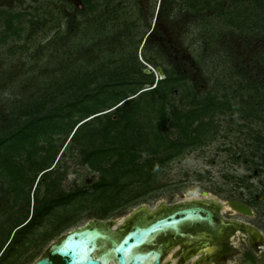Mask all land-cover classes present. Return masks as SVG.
I'll return each mask as SVG.
<instances>
[{"label": "trees", "instance_id": "trees-1", "mask_svg": "<svg viewBox=\"0 0 264 264\" xmlns=\"http://www.w3.org/2000/svg\"><path fill=\"white\" fill-rule=\"evenodd\" d=\"M99 1L79 0L77 12L100 20L121 6L112 0ZM211 1L185 0L197 10ZM168 3L164 0L163 6ZM252 3L227 12L221 10L222 4L217 16L241 33L264 34V0ZM0 18L5 26L0 46L13 37L21 39L27 29L23 14L0 9ZM28 22L34 23L32 17ZM155 32L159 34V29ZM178 59L170 69L162 68V78H156L154 71L146 72V65L138 60L133 64L122 60L111 67L107 63L79 67L66 79L61 77L63 81L48 83L39 97L0 112L1 189L13 197L11 208L21 201L28 206L25 216L20 207L1 221L5 235L15 230L8 244H15V250L8 252L7 247L0 260L19 251L27 240H36L38 236L32 235L47 222L53 234L85 212L109 219L155 199L167 186L161 176L169 164L217 137V116L229 115L231 121L241 117L245 123L239 126L247 128L246 135L253 122L264 124V50L256 66L247 70L251 78L237 72L241 76L226 78L221 90L220 86L203 89L204 83L194 78L195 67L182 56ZM243 64L245 68L247 63ZM253 136L259 143L251 157L258 156L264 141L261 135ZM232 156L239 159L238 152ZM70 159L97 179L90 184L74 181L66 188ZM2 200L6 209L11 200ZM6 225H10L7 231Z\"/></svg>", "mask_w": 264, "mask_h": 264}, {"label": "rangeland", "instance_id": "rangeland-1", "mask_svg": "<svg viewBox=\"0 0 264 264\" xmlns=\"http://www.w3.org/2000/svg\"><path fill=\"white\" fill-rule=\"evenodd\" d=\"M112 1L120 3L119 9L110 17L103 16L96 21L94 14L77 12L78 0H0V9L21 12L27 21V29L21 34V39L13 37L6 45L0 46V112L10 110L21 100L39 97L48 83L63 81L61 77H68L79 67L103 63L111 67L122 60L131 64L138 60L146 65V69L154 71L156 78H162L164 74L157 68L170 69L182 56L195 67L194 78L204 83L203 89L220 86L221 90L226 78L241 76L237 72L251 78L247 70L249 66H256L264 50L263 33H241L217 16V9L222 8V4L224 9L221 10L227 12L236 6L253 5L252 0H212L202 10L192 8L185 0H167V6H163L164 0ZM103 2L99 1L100 4ZM257 12L260 13L259 10ZM31 17L34 23L28 22ZM4 28V21L0 18V34ZM156 28L159 34L155 32ZM146 57L152 58L157 66L147 62ZM243 62L247 63L245 68ZM242 123L245 120L241 117L231 121L229 115L217 116V137L202 148L193 150L186 158L170 163L161 176V182L167 186L155 199L109 219H98L85 212L77 222L53 234L52 226L47 222L32 235L38 236L36 240H27L24 247L14 251L9 258L0 260V264H9L10 261L11 264H34L48 256L52 245L70 231L92 224L108 226L119 237L124 229L147 218V212L137 210L140 207L167 212L172 207L219 202L222 204L220 215L224 219V216L234 217L229 215L228 209L231 208L227 200L239 199L255 211L253 217L244 216V219L259 226L264 233V158L261 156L264 154V141L259 145L258 156L251 157V151H255L259 143L253 135L264 138V124L262 121L253 122L249 136L246 135L247 128L239 126ZM57 143L60 144L61 140ZM234 152L239 153L238 160L233 158ZM67 166L66 188L74 181L90 184L97 179L93 172L75 164L73 159ZM7 198L11 202L4 209L2 199ZM13 203V197L4 195L0 185V224L8 212H18L20 207L21 213L27 214L25 202L11 208ZM9 226L6 225V231ZM189 228L191 230L193 226L188 227L187 232H190ZM9 230L6 235L0 230V257L14 235L15 230L11 236ZM45 230L47 234L41 236ZM171 236L168 232L161 233L155 239L167 242ZM107 246L102 242L99 247L105 250ZM240 246L246 248L243 244ZM176 249L178 247L172 246L165 251L162 264L176 263ZM12 250H15V244L9 245L8 252ZM199 255L186 264H192ZM229 264H264V248L251 261L240 254Z\"/></svg>", "mask_w": 264, "mask_h": 264}, {"label": "water", "instance_id": "water-1", "mask_svg": "<svg viewBox=\"0 0 264 264\" xmlns=\"http://www.w3.org/2000/svg\"><path fill=\"white\" fill-rule=\"evenodd\" d=\"M157 71L163 74L161 67ZM146 72H150L146 69ZM207 195V192H204ZM227 205L232 209L247 215H252L253 210L250 206L236 199L227 200ZM138 211L147 212V218L135 222L131 227L124 229L118 237L108 226L102 224H92L83 228L70 231L60 241L54 243L50 249L52 256H60L64 264H106L107 257L114 261V264H160V257L163 245L155 247V237L173 229L181 232L179 225L181 222L191 219L199 212L207 211L202 207L189 206L176 210L168 214L158 215V209L140 207ZM208 212L211 217L212 214ZM202 216V215H201ZM203 218V217H202ZM90 236V239L87 237ZM154 237V238H153ZM108 244L105 250L100 249V244ZM89 249L91 251L85 258H79L80 250ZM134 249L130 258L125 256L129 249ZM98 251H102L99 253ZM98 252V253H97ZM34 264H53L49 257H42Z\"/></svg>", "mask_w": 264, "mask_h": 264}, {"label": "flooded vegetation", "instance_id": "flooded-vegetation-1", "mask_svg": "<svg viewBox=\"0 0 264 264\" xmlns=\"http://www.w3.org/2000/svg\"><path fill=\"white\" fill-rule=\"evenodd\" d=\"M236 200L241 201L239 199ZM246 204L250 206L248 203ZM194 206L206 209L212 216L210 217L207 211L196 213L192 220L189 219L180 223L179 229L181 232L167 229L166 232L162 233L166 234L168 232L172 236L167 242H161L156 239L155 247L158 248L163 245L160 264H162L165 251L172 246L178 247L174 253L177 259L175 264H186L189 259L199 254L192 264H229L240 254H243L248 261H251L256 256V253L261 252L264 248V233L261 228L244 219V216H254L255 211L251 206L252 215L240 213L230 207L231 209H228L229 215L234 217L224 216V219L220 215L222 204L219 202L202 203ZM182 208L185 207H172L167 212L158 209L157 214H168ZM235 215L238 216L235 217ZM190 226H193V228L191 230L189 228L190 232H187L186 230ZM240 244L245 245L246 248L243 249ZM45 257H49L53 264H64L60 256H52L50 252Z\"/></svg>", "mask_w": 264, "mask_h": 264}, {"label": "bare ground", "instance_id": "bare-ground-1", "mask_svg": "<svg viewBox=\"0 0 264 264\" xmlns=\"http://www.w3.org/2000/svg\"><path fill=\"white\" fill-rule=\"evenodd\" d=\"M88 239H90V236H88L87 237ZM134 249L135 248H131V249H129V251L128 252H126V254H125V256L127 257V258H130L131 256H132V254H133V252H134ZM91 253V251H89V249L87 248V250L86 249H83L82 248V250H80V252H79V258H85L88 254H90ZM106 259L104 260L105 262H106V264H114V261L113 260H110L109 258H107V257H105ZM149 264H151V261L149 262Z\"/></svg>", "mask_w": 264, "mask_h": 264}]
</instances>
